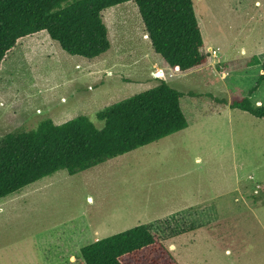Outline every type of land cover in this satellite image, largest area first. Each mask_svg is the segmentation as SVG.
<instances>
[{"label": "rangeland", "instance_id": "rangeland-1", "mask_svg": "<svg viewBox=\"0 0 264 264\" xmlns=\"http://www.w3.org/2000/svg\"><path fill=\"white\" fill-rule=\"evenodd\" d=\"M192 3L208 60L187 72L154 53L130 2L101 13L110 48L98 58L70 56L45 32L6 56L0 141L48 119L100 128L97 112L161 81L184 94L188 126L1 199L0 264H84L82 247L139 225L178 264H264V121L228 106H264V0Z\"/></svg>", "mask_w": 264, "mask_h": 264}, {"label": "trees", "instance_id": "trees-1", "mask_svg": "<svg viewBox=\"0 0 264 264\" xmlns=\"http://www.w3.org/2000/svg\"><path fill=\"white\" fill-rule=\"evenodd\" d=\"M129 2L138 9L154 53L170 70L206 65L192 0H0V69L21 39L41 32L70 56L98 58L110 48L101 13ZM183 96L161 81L97 112L100 128L79 116L60 125L44 120L34 130L5 135L0 200L58 171L73 176L186 129ZM228 106L264 121V106L254 107L248 98ZM80 256L84 264H178L145 225L96 240L82 247Z\"/></svg>", "mask_w": 264, "mask_h": 264}, {"label": "crops", "instance_id": "crops-1", "mask_svg": "<svg viewBox=\"0 0 264 264\" xmlns=\"http://www.w3.org/2000/svg\"><path fill=\"white\" fill-rule=\"evenodd\" d=\"M259 62V65H260V61H258ZM262 62V61H261ZM263 73V72H262ZM96 241V240H95Z\"/></svg>", "mask_w": 264, "mask_h": 264}]
</instances>
